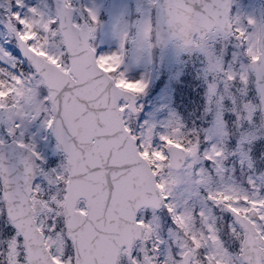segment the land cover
Listing matches in <instances>:
<instances>
[{"label":"snow or ice","instance_id":"snow-or-ice-1","mask_svg":"<svg viewBox=\"0 0 264 264\" xmlns=\"http://www.w3.org/2000/svg\"><path fill=\"white\" fill-rule=\"evenodd\" d=\"M0 264H264V0H0Z\"/></svg>","mask_w":264,"mask_h":264}]
</instances>
